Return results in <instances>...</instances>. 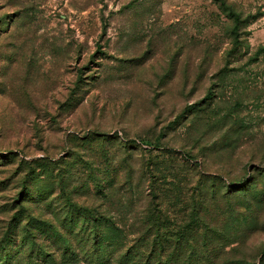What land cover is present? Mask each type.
<instances>
[{
    "label": "rangeland",
    "instance_id": "1",
    "mask_svg": "<svg viewBox=\"0 0 264 264\" xmlns=\"http://www.w3.org/2000/svg\"><path fill=\"white\" fill-rule=\"evenodd\" d=\"M226 3L237 36L213 0H0V264L99 232L106 264H264V0Z\"/></svg>",
    "mask_w": 264,
    "mask_h": 264
},
{
    "label": "trees",
    "instance_id": "2",
    "mask_svg": "<svg viewBox=\"0 0 264 264\" xmlns=\"http://www.w3.org/2000/svg\"><path fill=\"white\" fill-rule=\"evenodd\" d=\"M215 3L218 4L219 8L223 11H225L228 15V17H230L233 22V28H232V32L233 34H235V36H237L238 34V26L241 24V16L239 13H237L230 5H228L226 3V0H213ZM237 39H235L236 41ZM260 53L263 52L262 48H259L258 50ZM73 206V204H70ZM81 217L86 218L91 217L89 214L86 213H82L80 214ZM95 235H97L95 233ZM96 238L99 237L100 240H97L96 242H92L91 244V248H93V250H95V253H97L96 256H94V262L95 264H106L109 263V260H106L105 256H104V250L106 249V247H108V245L106 244L107 241H109L106 237L107 236H101L100 232L98 234V236H95ZM87 246V245H86Z\"/></svg>",
    "mask_w": 264,
    "mask_h": 264
}]
</instances>
